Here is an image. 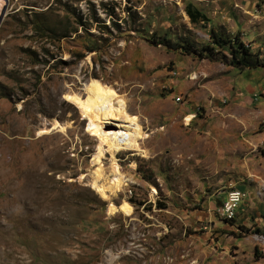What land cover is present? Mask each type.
<instances>
[{
  "label": "rangeland",
  "instance_id": "rangeland-1",
  "mask_svg": "<svg viewBox=\"0 0 264 264\" xmlns=\"http://www.w3.org/2000/svg\"><path fill=\"white\" fill-rule=\"evenodd\" d=\"M89 76L148 134L116 155L129 216L84 175L94 138L62 95ZM51 117L72 127L37 135ZM0 264H264V0H0Z\"/></svg>",
  "mask_w": 264,
  "mask_h": 264
},
{
  "label": "bare ground",
  "instance_id": "bare-ground-1",
  "mask_svg": "<svg viewBox=\"0 0 264 264\" xmlns=\"http://www.w3.org/2000/svg\"><path fill=\"white\" fill-rule=\"evenodd\" d=\"M62 97L72 104L86 129L94 138L93 151L88 163L87 184L106 201L107 213L120 212L125 216L133 212L132 205L122 197L115 203L113 197L128 183L116 157L118 151L143 152L141 143L147 137L137 114L127 109V99L117 89L97 77L89 76L81 83L80 90L67 89ZM192 117L187 115L184 120ZM72 127L69 119L49 118L37 130V135L50 131L65 132ZM108 160L104 165L103 160ZM84 175L80 176L83 177ZM154 193V190H152Z\"/></svg>",
  "mask_w": 264,
  "mask_h": 264
},
{
  "label": "trees",
  "instance_id": "trees-1",
  "mask_svg": "<svg viewBox=\"0 0 264 264\" xmlns=\"http://www.w3.org/2000/svg\"><path fill=\"white\" fill-rule=\"evenodd\" d=\"M185 12L191 22L206 20L204 14L195 8H191L190 6L185 8ZM208 37L209 42L206 44L208 48H212L214 46L219 48L225 47L230 56L229 62L233 66L237 68H243L245 66L252 67L259 63L258 58L254 56L253 52L249 49V46L241 44L238 37H225L213 29H210Z\"/></svg>",
  "mask_w": 264,
  "mask_h": 264
},
{
  "label": "built area",
  "instance_id": "built-area-1",
  "mask_svg": "<svg viewBox=\"0 0 264 264\" xmlns=\"http://www.w3.org/2000/svg\"><path fill=\"white\" fill-rule=\"evenodd\" d=\"M178 100V98H176ZM244 193L236 187H232L226 191L225 197L221 200L217 206V214L225 219L233 218L239 207V204L243 200Z\"/></svg>",
  "mask_w": 264,
  "mask_h": 264
}]
</instances>
